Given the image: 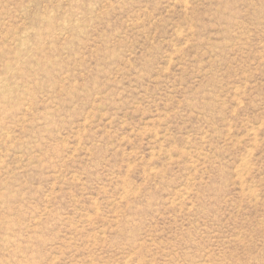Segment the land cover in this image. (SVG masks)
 Returning a JSON list of instances; mask_svg holds the SVG:
<instances>
[{
	"label": "rangeland",
	"instance_id": "obj_1",
	"mask_svg": "<svg viewBox=\"0 0 264 264\" xmlns=\"http://www.w3.org/2000/svg\"><path fill=\"white\" fill-rule=\"evenodd\" d=\"M0 264H264V0H0Z\"/></svg>",
	"mask_w": 264,
	"mask_h": 264
}]
</instances>
